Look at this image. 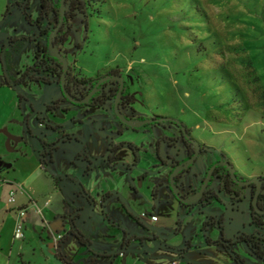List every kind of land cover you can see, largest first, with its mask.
I'll return each mask as SVG.
<instances>
[{"label":"rangeland","instance_id":"1","mask_svg":"<svg viewBox=\"0 0 264 264\" xmlns=\"http://www.w3.org/2000/svg\"><path fill=\"white\" fill-rule=\"evenodd\" d=\"M21 1L0 0V60L13 79L31 65L34 52L35 43L19 37L37 34L36 25L12 6ZM80 2L82 13L68 19L66 41L55 45L67 66L84 78L117 69L131 95L121 115L163 119L131 130L118 121L110 101L102 108L61 102L46 113L45 106L61 97L59 85L23 81L13 90L2 84L0 64V264H59L55 248L70 219L91 251L71 237L60 249L69 264H230L224 248L205 241L264 236V228L249 224V189L236 201L219 192L213 178L207 190L216 199L179 205L169 171L193 147L166 120L181 123L203 150L176 178L182 197H191L218 161H228L244 180L264 176V0ZM26 13L37 18L38 0L28 1ZM53 25L49 15L40 29L46 33ZM36 39L40 47L47 42L44 34ZM46 126L78 139L62 143ZM40 140L56 146L43 165ZM85 146L93 159L109 155L114 167L84 160ZM104 194L109 196L101 203ZM26 204L22 238L13 240L15 212ZM208 217L214 223L203 228ZM121 249L118 261L114 255ZM228 249L244 264H263L242 242Z\"/></svg>","mask_w":264,"mask_h":264},{"label":"trees","instance_id":"2","mask_svg":"<svg viewBox=\"0 0 264 264\" xmlns=\"http://www.w3.org/2000/svg\"><path fill=\"white\" fill-rule=\"evenodd\" d=\"M28 1L29 0H22V3H17L15 2L12 6H15L19 9L21 15L24 17V20L32 25H36L37 27V34L35 36H33L32 38L29 37H19V39H21L23 42H34V52L32 55V63L30 66H26L24 67L23 71L19 72V78L13 79L11 78L8 74H7V70H6V65L4 63V61L0 60V64H1V69H2V75H3V85H6L8 87L13 88V90H16V86L18 84H20L23 81H29V82H36V83H41L44 85H49L51 83H56L59 85L60 82V76L61 74H63V78H62V84H63V90L74 100H78L83 98V95L87 94L92 87L104 76H114V77H121L120 73L118 72L117 69H110L108 71H106L104 74L100 75V76H96L94 78H84L78 74L74 73V68L72 67H66L65 71L62 70V65L60 63L59 60H57L56 58L50 57L49 55H47L46 53V43L44 44L43 47H40L36 36H41L42 34H44L45 38L48 37L49 33H53L52 37H51V42L53 45L55 44H63L66 41V33L69 31V25H68V19L72 18L76 13H82V7L83 4L80 2V0H64V3L68 2V8L67 11L65 12L64 16H63V20H62V24L59 28H56L58 20H57V13H58V8H59V0H38V7H39V13L37 18H35L34 21H32L29 17V15H27L26 10H27V6H28ZM9 14V9L6 8L4 11V17H6ZM52 16L53 20H54V25L52 26V28L46 32V33H42V30L40 29V23L42 20H45L48 16ZM69 16V17H68ZM83 30H85V26H83ZM8 43H10V41H8ZM63 54V53H62ZM106 82H101L97 85V89L96 92L87 100L86 103L81 104L85 107L91 108H102L104 107L105 103L111 99L114 98L117 90H118V86H120V84L116 81H114V87L112 89H109L107 91H103L102 89L104 88ZM60 88V85H59ZM75 92H78L77 94V98L75 97ZM60 93H61V97L56 100V101H52L50 102L48 105L45 106V111L48 112H52L53 110H56L58 108V104L61 102H70L72 104H76L73 103L71 101H68L63 93L62 90L60 88ZM17 94V98L18 100H22V97L16 92ZM130 90L128 85L122 80L121 83V92H120V103L121 104H129L130 102ZM66 111V110H63ZM158 121H152V123H156L159 124L161 123L160 120L163 118H155ZM168 123L173 124L174 126H178L179 128H181V126L183 127V125L181 123H179L176 120H172V119H168L166 120ZM40 122V121H39ZM46 128H50L52 131H55L56 133L60 134V142L64 143L70 140H75L77 141V137H74L73 135H69V134H64L60 127H48L46 126ZM184 128V127H183ZM185 129V128H184ZM186 131V129H185ZM187 132V131H186ZM162 141L168 140L166 138H162ZM40 145H41V153L39 154L40 157V161L41 164L43 165V159L47 153L48 158H49V162L51 161V157H52V152H54L56 150V146H55V142L52 143H45L44 141L40 140ZM111 150H108L107 153H111ZM82 157L83 159H87V157L89 156L87 147L85 146L82 150ZM106 163L109 164L110 163V157L109 155L106 156ZM114 164H109L110 167H114ZM173 168V167H172ZM220 169L223 174L219 179V184H218V189L219 192H222L226 195H228L229 197H231L232 199H235L236 201L240 200V195L242 194L243 189L248 188L249 189V193H250V199L251 196L253 195V191L254 188L251 184H249L246 187H238L235 183H233L230 179L229 176L227 174V171L224 168H218ZM89 170V168L87 167L84 174H86V172ZM218 172V170H214L213 176L216 175ZM170 173V172H169ZM67 178V177H65ZM262 181L261 187H260V192L256 197V205L260 210L264 209V176H260L259 177ZM69 179V178H67ZM175 183H176V178H175ZM210 183V182H209ZM83 190L81 189L79 191V195H81L85 201L88 203V199L89 196H85L82 195ZM84 193V192H83ZM108 194H104L101 197V203L108 198ZM211 199H216V195L213 191L211 190H207L205 193V196H203V198L201 200L198 201L197 204H201L202 206L206 203H208ZM178 204L185 207V208H189L190 205H184L181 202L178 201ZM250 221L249 224L251 226H253L254 228H256V230H260L264 228V214H258L256 213L250 206ZM213 220L211 219V217H208L207 220L203 223V228L213 224ZM69 230L61 237V240L59 241V243L57 244L56 248H58V246L63 243V241L66 239L67 236H72L75 241L77 242V244L79 246H85L90 250V244L87 241L86 238H84L83 235H81L73 226V220H69ZM217 224H220V220L217 221ZM127 241H124L123 243H126ZM207 244L209 245H220L222 248H224L226 250V253L229 256V260H230V264H244L243 260L237 255L234 254L232 252L229 251V246H231L232 244H234V242H242L245 244L249 254H251L252 256L260 259L263 264H264V236L261 235L259 232H255L254 234L251 235H244V234H239L237 236L234 237V240H224L223 238H220L219 241L216 242H210L208 241V239H206L205 241ZM188 246V245H186ZM91 251V250H90ZM184 250H181L180 253H183ZM101 256H105V254H100ZM115 258L119 259L118 261H120L122 258L118 257V253L116 255H114ZM54 258L56 259L57 262H59V264H69L66 263V261L62 258V256H60L57 252L54 254ZM88 264H92V261H90Z\"/></svg>","mask_w":264,"mask_h":264},{"label":"water","instance_id":"3","mask_svg":"<svg viewBox=\"0 0 264 264\" xmlns=\"http://www.w3.org/2000/svg\"><path fill=\"white\" fill-rule=\"evenodd\" d=\"M64 0H59V8H58V12H59V18H58V25H60L61 21H62V17L64 16ZM53 33H50L48 35V38H47V44H46V53L47 55H49L50 57H53V58H56L60 61L61 65H62V70L65 71L66 67H67V64L65 62V59L64 57L59 53V51L55 48V46L52 44L51 42V36H52ZM62 78H63V74H61L60 76V82H59V85H60V88L62 90V93L64 95V97L68 100V101H71L73 103H76V104H84L87 102L88 98L95 92L96 90V87L94 86L92 88V90L83 98V99H78V100H74L72 99L64 90H63V84H62ZM109 79L108 76L104 77L103 79H101L100 81H105ZM111 79H115L119 82L120 84V87H119V91L117 92V95L115 97V99L113 100V112L116 116V118L123 124L125 125L126 127H129V128H132V129H138V128H141L143 127L144 125L146 124H149V123H152V121H158L157 119H145V120H128L126 119L125 117H123L121 115V113L119 112V109H118V106H117V102H118V97H119V92H120V88H121V83H122V78L121 77H114L112 76ZM184 138L186 140H188L193 146H194V152L193 154L189 157V159L186 160V162L184 164H179V165H176L172 170L171 172L169 173V176H168V183H169V187L171 189V191L173 192V194L177 197L178 201L181 202L182 204L184 205H194V204H197L199 199L201 198V196L203 195V192L204 190L206 189V187L208 186L209 182H210V179H211V176H212V173L215 169L216 166H222L224 167L229 175H230V178L233 180V181H236V178H235V175H234V168L233 166L228 162V161H218L216 162L215 164L211 165L207 171H206V174L204 176V178L202 179L201 183H200V186L197 190V192L189 197V198H184L182 197L181 195L178 194V191H177V188H176V184H175V176L180 172V171H183V170H186L191 164H193V162L195 161L199 151H200V145L192 140L187 132L185 131V129L181 126L180 128ZM88 162H90L91 164H98V163H101V162H104V158H99V159H93L92 157H88L87 159ZM238 184L239 187H243V186H247L249 184H252L253 187H254V191H253V195L251 196V208L258 214H264V209L263 210H260L257 205H256V197L257 195L259 194L260 192V187H261V184H262V181L259 177H253L249 180H238L236 182ZM80 190H81V187H79ZM84 192V191H83ZM82 192V195H85V192L83 193ZM88 196V195H87ZM88 202H89V206L92 208L93 207V201L92 199H88ZM91 209L88 211V213H90ZM124 249H121L118 251V253L122 252ZM166 250H169L173 253H180V251H176L174 249H166Z\"/></svg>","mask_w":264,"mask_h":264},{"label":"flooded vegetation","instance_id":"4","mask_svg":"<svg viewBox=\"0 0 264 264\" xmlns=\"http://www.w3.org/2000/svg\"><path fill=\"white\" fill-rule=\"evenodd\" d=\"M18 3V2H17ZM19 3H22V1L21 2H19ZM64 7H65V3H64ZM67 11V10H66ZM65 8H64V14H65ZM58 18H59V12L57 13V20H58ZM62 20H63V17H62ZM61 24H62V21H61V23H60V25L59 26H56V28H59L60 26H61ZM57 25H58V23H57ZM50 34V33H49ZM52 37V36H51ZM48 38V37H47ZM46 38V39H47ZM47 44V43H46ZM58 44V43H57ZM56 45V44H55ZM54 45V46H55ZM58 51H59V53L64 57V54H62L61 53V50L58 48L57 49ZM58 60V59H57ZM104 74V73H103ZM121 76V75H120ZM95 77V76H94ZM104 77H106V76H104ZM103 77V78H104ZM109 77V79H107V80H105V81H100L101 79H103V78H101L94 86L96 87V89H97V85L99 84V83H101V82H106L107 81V83L105 84V86H104V88L102 89L103 91H107V90H109V89H112L113 87H114V81H116V82H118L117 80H115V79H111V77L110 76H108ZM109 81H112L113 82V85H112V87H108L107 89H105L106 87H107V84L109 83ZM124 81V80H123ZM125 82V81H124ZM119 83V82H118ZM126 83V82H125ZM6 86V85H5ZM93 86V87H94ZM92 87V88H93ZM119 87L120 86H118V90H117V92L119 91ZM92 90V89H91ZM90 90V91H91ZM89 91V92H90ZM88 92V93H89ZM95 92H96V90H95ZM94 92V93H95ZM117 92H116V94H115V96H114V98L113 99H111V100H109L111 103H113V100L115 99V97H116V95H117ZM120 92H121V88H120ZM120 92H119V97H118V102H117V106H118V109L119 108H121V109H123V108H125L126 106H128L127 104H121L120 103ZM78 92H75V97L77 98L78 96V94H77ZM87 93V94H88ZM93 93V94H94ZM87 94H85V95H83V98L87 95ZM92 94V95H93ZM91 95V96H92ZM21 96V95H20ZM90 96V97H91ZM22 97V96H21ZM89 97V98H90ZM83 98H81V99H83ZM88 98V99H89ZM22 100H24L23 99V97H22ZM21 101V100H20ZM130 111H131V109H129ZM120 112V111H119ZM124 117V116H123ZM126 118V117H125ZM126 119H128V118H126ZM136 119L137 120H145L144 118H142V117H136ZM136 119H128V120H136ZM150 119H152V118H150ZM40 120V119H39ZM119 121V120H118ZM120 122V121H119ZM121 123V122H120ZM122 124V123H121ZM123 125V124H122ZM147 125V124H146ZM125 126V125H124ZM145 126V125H144ZM143 126V127H144ZM126 127V126H125ZM176 127V129H177V131H178V133H179V136H180V138H181V142L182 143H185L186 144V146L187 145H189V148L190 147H193V151H192V153L191 152H189V153H187V154H185L184 155V157L183 158H181L179 161H175L173 164H171V167H170V171L169 172H171V170L176 166V165H179V164H184L185 162H186V160L187 159H189V157L193 154V152H194V146L188 141V140H186L185 138H184V136H183V134H182V132H181V130H180V128L178 127V126H175ZM127 128H129V127H127ZM131 130H136V129H132V128H130ZM139 129V128H138ZM200 145V144H199ZM201 151H203L202 149H201V145H200V151H199V153L201 152ZM199 153H198V155H199ZM197 155V156H198ZM103 158V157H102ZM197 158V157H196ZM106 160V158H104V161ZM196 160V159H195ZM90 163V162H89ZM194 163V162H193ZM91 164V163H90ZM192 165V164H191ZM173 167V168H172ZM217 167L218 168H224V167H222V166H216L215 167V169L214 170H218V172H217V174L216 175H214L213 176V173H214V171H213V173H212V176H211V179H210V181L213 179V178H215L217 181H218V184H219V179H220V177L222 176V174H223V172L220 170V169H217ZM189 168V167H188ZM187 168V169H188ZM186 169V170H187ZM225 169V168H224ZM226 170V169H225ZM185 170H183V171H180L176 176H175V178H177L178 177V175L179 174H181L182 172H184ZM227 171V170H226ZM227 174H228V176H229V179L233 182V183H235L237 186H238V184L236 183L238 180H244V179H241L240 177H239V175L237 174V172L236 171H234V175H235V178H236V181H233L231 178H230V175H229V173H228V171H227ZM205 176V175H204ZM258 177H260V176H258ZM252 185V184H251ZM248 186V185H247ZM253 186V185H252ZM239 187V186H238ZM243 187H246V186H243ZM254 188V187H253ZM198 190V189H197ZM197 190L193 193V195L197 192ZM244 190V189H243ZM206 191H207V187H206V189L204 190V192H203V195L201 196V198L199 199V200H201L202 198H203V196H205V193H206ZM192 195V196H193ZM88 205H89V202L87 203ZM71 220V219H70Z\"/></svg>","mask_w":264,"mask_h":264},{"label":"built area","instance_id":"5","mask_svg":"<svg viewBox=\"0 0 264 264\" xmlns=\"http://www.w3.org/2000/svg\"><path fill=\"white\" fill-rule=\"evenodd\" d=\"M7 202L8 203H12L14 202V192L10 190L9 192V197L7 199ZM26 215V209L24 208H19L16 210L15 212V224H14V228H13V232H12V239L13 240H19L22 238V231H23V228H24V217ZM150 220L151 221H155L156 218L155 216H150ZM59 238V236H58ZM118 257H123V254L122 253H118Z\"/></svg>","mask_w":264,"mask_h":264},{"label":"crops","instance_id":"6","mask_svg":"<svg viewBox=\"0 0 264 264\" xmlns=\"http://www.w3.org/2000/svg\"><path fill=\"white\" fill-rule=\"evenodd\" d=\"M46 113H50V112H48V111H45ZM19 208H24V209H26V215L25 216H28V204H26V205H22L21 207H19ZM19 208H17V209H19ZM68 228H69V226H68ZM67 232V231H66ZM65 232V233H66ZM64 233V234H65ZM63 234V235H64ZM62 235V236H63ZM72 236H67L66 237V239L63 241V244H60L59 246H58V248H55V252H56V249H57V252H58V254L60 255V256H62V258L66 261L67 259H66V255H63V253H61V246L62 245H64V243H66V241H68V240H70V238H71ZM69 242H71L72 243V245L75 247L76 245H75V243L73 242V241H69Z\"/></svg>","mask_w":264,"mask_h":264}]
</instances>
